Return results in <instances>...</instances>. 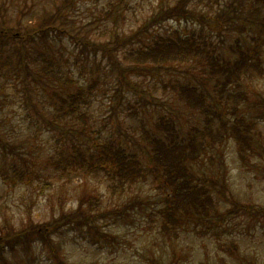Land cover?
Instances as JSON below:
<instances>
[{
	"label": "rangeland",
	"instance_id": "374dc122",
	"mask_svg": "<svg viewBox=\"0 0 264 264\" xmlns=\"http://www.w3.org/2000/svg\"><path fill=\"white\" fill-rule=\"evenodd\" d=\"M60 2L0 0V6L7 9L8 22L13 25L18 24L16 18L21 9L20 26L33 31L37 38L34 29L38 19L44 12L55 10ZM217 2L191 0L190 5L195 13L214 16L218 9L226 8L223 2L218 7ZM160 4L161 0H76L68 14L67 30L50 33L48 42L38 46L62 52L64 71L76 80L74 84H65L64 89H74L78 83L88 86L98 76L86 106L90 119L85 124V133L76 129L81 123L72 115L57 122L65 129L63 134L51 129L52 124L47 122L57 111L47 102L40 105L45 97L39 95L46 96L45 91L37 94L31 85L26 92L21 84L22 75L11 80L0 76L4 84V93L0 92V135L16 142L17 149L26 152L24 162L29 171L38 172L31 175L30 183L9 184L0 178V224L8 220L2 232H7L13 246L5 247L0 242L3 247L0 264H58L57 261L59 264H264V76L247 73L240 82L226 85L230 93L243 91L245 99L238 101L235 112L231 111V103L221 105L227 136L223 140L217 137L218 142L205 147L201 157L189 163L187 171L194 173L190 185L194 188L196 182L204 183L198 187L207 189L208 199L198 196L196 206L189 204L183 211L173 213L169 220L183 221L176 235L171 229H159L158 225L164 219L162 210L171 201V196H167L170 185L161 183L166 177L164 173L147 172L120 193H112L108 189L111 179L106 175L74 172L66 179L59 178V171L46 162L63 135L65 145L68 140H74L88 147L100 139H110L127 152H134L151 168L147 157L151 149H147L148 144L141 137L142 127L153 132L158 117H171L178 128L174 140L182 141L181 144H188L194 127H202V115L187 106L171 87V82L177 79L193 87L197 85V92L220 91L221 85L215 84L214 75L204 72L198 60L129 73V84H120L116 67L109 65L107 54L93 52L80 43L82 35L100 43L113 42L111 60L114 58L125 66L129 63L124 58L126 51L132 44H138L139 38L117 51L121 45L112 35L115 31L117 35H128L143 28L156 16ZM199 25L195 17L160 20L140 35L169 33L175 29L183 33L196 30ZM241 31L226 30L222 36L225 56H232L229 43ZM241 36L244 43L252 44L247 34ZM211 37L216 40L220 36L213 33ZM262 42L261 70L264 71L263 39ZM241 117L245 119L241 121ZM236 119L240 123L234 127ZM235 130L250 133L252 140L241 134L236 136ZM2 163L0 152V166ZM86 193L93 202L91 207L89 203L78 204ZM211 202L215 210L208 206ZM118 205L129 215L116 218L122 215L115 212L120 210ZM73 212H77L78 218L81 214L87 216L91 226L84 224L86 221L69 222L64 218ZM209 212L213 213L207 215ZM252 212L254 217L250 215ZM51 218H61L56 221L59 236L52 228L44 230L42 224ZM21 230L25 231L23 235L15 234ZM38 234L47 236V245L36 240ZM20 239L25 243L18 244ZM53 246L56 252L58 248L56 259L49 252Z\"/></svg>",
	"mask_w": 264,
	"mask_h": 264
},
{
	"label": "trees",
	"instance_id": "16d2710c",
	"mask_svg": "<svg viewBox=\"0 0 264 264\" xmlns=\"http://www.w3.org/2000/svg\"><path fill=\"white\" fill-rule=\"evenodd\" d=\"M74 1L76 3V0H61L55 10L44 12L35 25L34 31H37V38H34L33 31L20 26V17L23 13L21 9H19L21 14L16 18L18 24L13 25L8 22L7 9L4 10V7H1L4 2L0 6V76L5 80H11L22 75L21 84L26 92L29 91L31 85L35 87L37 94L41 93L42 90L45 91L46 96L39 95V97H45V101L40 105L43 106L47 102L57 111L56 114H51L53 118L47 123L52 124L49 127L60 134H63L65 129L61 128L57 122L68 115L75 116L76 121L81 123V127L76 128L80 133L86 132L85 124L90 119L86 106L89 105L98 78L97 76L92 79L88 86L78 83L74 89H64L65 84H74L76 80L64 71L62 52L44 50L38 47L40 44L48 42L50 33H64L67 30L68 14ZM216 1H218V7L223 2L226 8L218 9V13L214 16L208 14L206 16L203 13H195L192 5H190L191 0H161L158 13L145 23L143 28H138L128 35H117L115 31L112 36L117 38L115 42L121 45L117 51L127 43H133L135 39L138 41L139 38L138 44H132L127 49L124 58L129 60V63L125 66L114 58L111 60L113 42L100 43L83 35L82 38H79L82 47L91 48L93 52L104 51L107 54L109 65L116 67V76L120 84H129L130 79L127 76L129 73L154 67L164 68L172 62L191 60H198L196 62L203 66L204 72L214 75L215 84L221 85L220 91L197 92L196 87L198 86L195 84L193 87L190 85L191 83L186 84L177 79L171 82V87L176 94L187 106L196 109L204 121L201 128L194 127L195 132L187 141L188 144H181L182 141L174 140L175 131L178 130L175 120L171 117L160 116L154 122L153 132L148 128H141V137L148 144L147 149H151L147 155L149 164L152 165L151 168L145 166L134 152H127L122 146L110 139H100L92 147H88L74 140H68L69 143L65 145L67 141L65 142L63 135H61L58 139L60 145L55 148L54 153L48 154L46 158V162L52 166L49 167L59 171V178L66 179L74 172L108 176L111 179L108 189L112 193H120L138 178L144 177L147 172L156 171L162 175L164 173L166 177L161 183L163 186L165 183L170 185L171 192L167 196H171V201L162 210L164 219H161L158 225L159 229L162 230L171 229L175 235L177 234V227L181 226L183 221L181 218H177L176 221L169 220L173 218V213L183 211L184 207L189 204L196 206L199 197L208 199L207 189L203 186L198 187L204 183L196 182L194 188L190 185L194 173L192 171L188 173L189 163L197 161L204 153L205 147L218 142L217 137L223 140L227 136L225 134L226 120L221 117L225 111L221 105L231 103V111L235 112L238 101L245 99L242 98L245 94L243 91L230 93L232 91L227 90L226 85L232 82H240V79L243 78L242 75L247 73L250 76L252 73H257L260 77L264 76V71L261 70L262 39L264 40V0ZM192 17L197 18L200 23L196 30L181 33L175 29L169 33L140 35L141 32L148 30L149 26H154L160 20H187ZM236 28L243 29V31L232 36L234 39L229 43L232 56H225L224 47L226 44H224L222 36L226 30H236ZM213 33L218 34L219 39H212ZM242 34L244 36L247 34L253 41L252 44L244 43L241 40ZM3 89L4 84L0 80L1 93H4ZM221 90H226V94ZM31 106L37 111L32 102ZM44 108L46 107L44 106ZM244 119V117L240 118L241 121ZM240 120H234V127L240 123ZM226 129L229 130L228 126ZM234 133L236 136L241 134L243 138L248 136L252 140L250 133L247 134L245 131L235 130ZM0 152L4 160L0 166L2 181L9 184L30 183L32 182L31 175H38L36 171L31 173L33 170L29 171L27 162H24L27 160L23 155L26 152H20L16 142L9 141L2 135H0ZM209 157L213 159V156L209 155ZM81 197L78 202L80 206L83 203H89L90 207L92 206L93 202L90 201L91 198L88 197V193L82 194ZM189 199L192 200L189 201ZM208 206L213 210L216 209L213 202ZM117 208L120 210L115 212L122 215H117L116 218H125V214L129 215L123 206L118 205ZM76 213L66 214L64 218L69 222L80 221L81 223V221H86L84 224L91 226L92 222L87 221L89 220L87 216L81 214L78 218ZM211 213L213 212H209L207 215ZM149 214L153 215V213ZM250 215L254 217L255 213L252 212ZM60 219L45 220L42 224L44 230L52 228L54 233L59 236L60 229L56 221ZM207 220L209 221L210 218ZM7 222L8 220L4 219L0 224V242H3L5 247L11 246L12 248L10 236L8 238L7 232H2ZM24 232L21 230L15 234L23 235ZM46 238L47 236L43 234L39 236L38 234L36 240L47 245ZM17 243L24 244L25 242L20 239L17 240ZM48 243L51 244V242ZM23 247L24 245L21 246V248ZM2 248L0 246V251ZM56 250L58 252L57 246ZM49 252L55 259L56 256H59L54 246L49 248ZM57 262L60 263V261Z\"/></svg>",
	"mask_w": 264,
	"mask_h": 264
}]
</instances>
